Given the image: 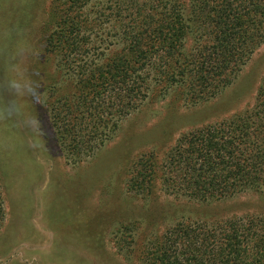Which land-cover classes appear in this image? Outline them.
<instances>
[{
    "label": "trees",
    "instance_id": "16d2710c",
    "mask_svg": "<svg viewBox=\"0 0 264 264\" xmlns=\"http://www.w3.org/2000/svg\"><path fill=\"white\" fill-rule=\"evenodd\" d=\"M52 2L41 52L68 86L49 94L44 110L61 145L77 156L100 146L154 91L174 88L193 104L215 96L264 43V0ZM160 156L140 157L129 186L150 191L157 178L167 193L201 203L247 191L264 202V74L248 108L190 124ZM3 217L0 192V225ZM138 258L264 264V212L177 220Z\"/></svg>",
    "mask_w": 264,
    "mask_h": 264
},
{
    "label": "rangeland",
    "instance_id": "374dc122",
    "mask_svg": "<svg viewBox=\"0 0 264 264\" xmlns=\"http://www.w3.org/2000/svg\"><path fill=\"white\" fill-rule=\"evenodd\" d=\"M52 6L0 0V264H143L138 249L177 220L264 212L250 191L201 203L167 193L157 178L150 191L129 186L140 157L158 159L190 124L252 104L264 43L215 96L193 104L174 88L154 91L100 146L77 156L61 145L44 110L48 95L68 86L41 52Z\"/></svg>",
    "mask_w": 264,
    "mask_h": 264
}]
</instances>
